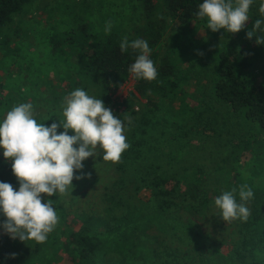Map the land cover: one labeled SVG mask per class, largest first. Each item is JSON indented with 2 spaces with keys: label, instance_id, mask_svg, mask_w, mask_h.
Listing matches in <instances>:
<instances>
[{
  "label": "trees",
  "instance_id": "obj_1",
  "mask_svg": "<svg viewBox=\"0 0 264 264\" xmlns=\"http://www.w3.org/2000/svg\"><path fill=\"white\" fill-rule=\"evenodd\" d=\"M37 1L0 0V65L27 54L23 23ZM65 2L59 8L64 21L46 30L41 41L47 70L57 75L73 70L79 79L71 89L101 98L125 123L130 147L118 163L103 161L114 178L104 187L100 215L83 214L73 229L58 206V235L44 243L0 235V264H60V253L68 264H264V69L254 71L264 53L255 35L264 33L244 39L243 46L221 44L205 59L183 40H192V22L207 27V18L197 15L203 0H81L74 7ZM261 3L250 6L248 31L255 20H264ZM169 25L179 49L160 59ZM125 38L129 47L121 52ZM138 38L149 43L155 80L129 72L140 54L130 46ZM195 76L207 77L210 86L197 83L189 93ZM130 77L133 91L117 106L113 96ZM55 91L51 101L62 106L65 92ZM11 165L10 159L0 165V182L15 187ZM242 184L254 192L246 202L250 215L224 222L214 200L236 189L240 202Z\"/></svg>",
  "mask_w": 264,
  "mask_h": 264
},
{
  "label": "clouds",
  "instance_id": "obj_2",
  "mask_svg": "<svg viewBox=\"0 0 264 264\" xmlns=\"http://www.w3.org/2000/svg\"><path fill=\"white\" fill-rule=\"evenodd\" d=\"M253 2L203 0L197 15L207 18V28L213 32L224 29L238 33L249 20ZM259 11L264 14V3L260 4ZM262 24L264 20H255L247 38L251 39L257 31L264 33ZM111 27L109 21L105 32H110ZM255 36L257 44H264V35ZM130 46L140 54L130 65L129 72L137 79L155 80L158 72L149 58L148 41L138 38ZM119 47L121 52L127 51V38ZM62 115L64 119L59 123L46 126L35 118L34 105L25 102L13 106L0 122V147L4 150V158L12 161V172L19 182L18 190L11 183L0 182V212L6 217L0 226L11 239L44 243L59 223L53 201L42 202L45 197L57 193L68 195L69 189H73V179L84 178L74 173L83 168L84 160L96 156L97 147L103 152L102 159L112 163H118L130 147L126 142L125 123L105 106L101 98L91 96L81 88L63 97ZM59 127L64 131L58 134ZM69 130L74 135H69ZM236 191H224L214 200L224 222L247 220L250 215L246 202L254 197L252 187L240 185V202H237ZM12 255L14 258L15 254Z\"/></svg>",
  "mask_w": 264,
  "mask_h": 264
},
{
  "label": "rangeland",
  "instance_id": "obj_3",
  "mask_svg": "<svg viewBox=\"0 0 264 264\" xmlns=\"http://www.w3.org/2000/svg\"><path fill=\"white\" fill-rule=\"evenodd\" d=\"M63 0H38L32 9L31 15L24 20V27L28 30V37L23 40L21 46L25 49L26 53L24 56H18L15 60L5 59L4 63L0 65V122L3 121L7 111L13 106L20 103L31 102L34 105L35 118L39 123H44L46 126H51L53 122L59 123V120H63L62 106L55 105L51 101V97L55 90L59 89L65 92V95L74 91L71 89L73 83L72 80L78 81L79 77L72 72L70 68L63 69L61 75H57L53 71H48V60L46 58L47 50L42 45L41 41H44V32L50 30L58 23L64 21L63 16H60V5ZM67 5L74 7V4L81 2V0H64ZM65 2V3H66ZM61 3V4H60ZM58 11L60 13H58ZM52 13L53 19H48V15ZM138 20V16L136 14ZM140 21V20H139ZM249 20L246 22L245 27L238 33H230L224 29H220L213 32L207 27H203L200 24L191 23L190 27L192 30V40H187L186 37L183 40L186 42L193 43V47L203 53L205 59L208 54L214 53L217 46L221 44L234 46L245 44L247 38V31L249 28ZM171 25L166 28L165 36L159 46V57L171 56L174 51L179 49V41L175 38L173 30H170ZM43 33V34H42ZM43 38V40H42ZM15 43L18 41H14ZM14 42H11L14 45ZM187 44V42H186ZM256 44L252 41L250 48H255ZM0 50V60L2 61ZM211 56V55H210ZM19 58V59H18ZM18 59V60H16ZM212 63L208 65L211 67ZM208 67V68H209ZM264 69V53L257 59L254 71L259 74ZM53 70V69H51ZM70 70V71H69ZM209 71V69H207ZM208 73V72H207ZM69 75L67 78L66 76ZM199 83V84H197ZM197 85L210 86V80L208 78H197L192 77L189 79L188 88L189 93L195 92ZM134 79L130 77L129 80L120 87L113 96L114 102L117 106L126 98L129 92L133 91ZM90 95V90L86 91ZM67 93V94H66ZM29 94V95H27ZM64 95V96H65ZM144 103V101H142ZM176 107L177 103H172ZM191 124L192 121H191ZM58 133L64 131L62 127L58 128ZM198 131H200L198 129ZM203 133V132H202ZM69 135H74V132L69 130ZM198 132L193 135L195 141H197ZM226 135H223L225 138ZM227 137V136H226ZM226 140V139H225ZM3 148L0 147V165L6 163L3 156ZM103 152L97 147L96 156L89 157L84 160L83 168L77 170L75 176H83L80 180L73 179V189H69L68 195H61L57 193L54 195L56 201L53 202V206L59 216L60 206L66 213L67 224L71 228H78L81 224V216L85 215H100L104 205L102 201V194L104 193V187L109 186L110 182L113 181L114 176L111 171H108L105 166V162L102 159ZM107 162V161H106ZM14 189H19V184ZM71 193V194H70ZM140 198L146 200L148 193L144 191L139 192ZM52 197H45L42 202H47V199ZM6 220V217L0 212V225ZM60 221V218H59ZM58 235L56 231L51 232L48 236ZM6 234L2 226H0V235ZM61 254L60 264H68L67 257Z\"/></svg>",
  "mask_w": 264,
  "mask_h": 264
}]
</instances>
